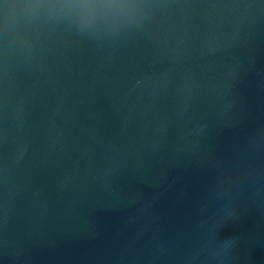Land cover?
<instances>
[{
    "label": "water",
    "instance_id": "95a60500",
    "mask_svg": "<svg viewBox=\"0 0 264 264\" xmlns=\"http://www.w3.org/2000/svg\"><path fill=\"white\" fill-rule=\"evenodd\" d=\"M0 264H264V0H0Z\"/></svg>",
    "mask_w": 264,
    "mask_h": 264
}]
</instances>
